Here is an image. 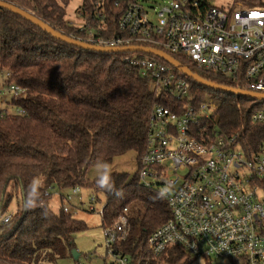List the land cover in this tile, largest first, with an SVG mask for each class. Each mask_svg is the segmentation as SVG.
<instances>
[{
    "label": "trees",
    "instance_id": "obj_1",
    "mask_svg": "<svg viewBox=\"0 0 264 264\" xmlns=\"http://www.w3.org/2000/svg\"><path fill=\"white\" fill-rule=\"evenodd\" d=\"M36 16L56 31L88 41L89 30L68 21L73 0H2ZM95 0H82L83 15L95 38L120 36L115 11L106 20L95 18ZM131 54H108L65 44L37 26L0 9V74L5 84L25 90L12 97L0 114V218L16 202L9 224L0 230V264H55L72 256L78 236L88 230L73 213H55L51 194L59 190L91 191L102 196V228H112L125 216V239L116 251L133 264H183L191 260L180 248H169L155 257L146 253L149 237L171 219L168 205L158 191L140 182V159L146 152L152 111L159 105L173 109L153 93L140 69L126 63ZM145 58L147 55H140ZM169 65L160 58L149 56ZM174 58L193 73L221 86L239 89L227 77L207 73L180 56ZM178 74V70H175ZM198 106L215 99L218 110L196 131L218 129L238 135L247 155L264 143V126L253 122L263 102L210 90L185 77ZM175 109V108H174ZM23 114H17V112ZM200 138V136H197ZM128 153L136 156L138 171L111 173L114 192L89 179L95 167L112 165ZM127 210V211H125Z\"/></svg>",
    "mask_w": 264,
    "mask_h": 264
},
{
    "label": "built area",
    "instance_id": "obj_2",
    "mask_svg": "<svg viewBox=\"0 0 264 264\" xmlns=\"http://www.w3.org/2000/svg\"><path fill=\"white\" fill-rule=\"evenodd\" d=\"M95 1V18L104 21L109 11L117 13L120 36L97 39L83 22L79 27L90 34L84 42L160 50L207 73L223 75L240 90L264 95V0H234L229 7L212 5L210 0ZM128 54L132 56L126 63L139 68L153 93L173 107L159 105L152 111L146 152L140 159L142 186L158 191L171 214L169 222L149 237L146 253L159 257L169 248H180L191 259L207 256L216 262L264 264V143L247 155L238 135L218 129H204L198 135L197 129L218 110L216 100L195 106L185 75L140 56L152 55ZM24 93L16 85L0 88V96ZM253 122L264 126V108L254 113ZM80 192L73 190L75 196ZM74 199L64 197L66 213H71ZM80 203L84 205L81 197ZM89 209L95 212L93 206ZM11 219L12 215L0 218V230ZM128 226L123 216L104 230L112 264H133L116 251Z\"/></svg>",
    "mask_w": 264,
    "mask_h": 264
},
{
    "label": "rangeland",
    "instance_id": "obj_3",
    "mask_svg": "<svg viewBox=\"0 0 264 264\" xmlns=\"http://www.w3.org/2000/svg\"><path fill=\"white\" fill-rule=\"evenodd\" d=\"M151 2H157L160 0H149ZM234 0H210L212 5L221 6H232ZM82 6V0H73L68 8L71 14L68 21L75 26H80L83 22L78 19L80 8ZM146 59H150L149 56H145ZM6 75L0 74V88L5 86ZM13 96H0V111L4 110L9 100ZM264 108V103L261 105ZM139 165L136 160V156L133 153H128L116 159L114 164L108 165L107 169L105 166H98L92 168L88 172L89 179H97L105 172L109 173H127L133 176L138 171ZM52 197L49 201L51 209L55 213H61L64 209V197L66 195L74 196L75 199L72 202L70 212L75 215L79 220L85 221L88 225V230L81 233L76 240V250L81 255L78 262L73 256H68L66 259L60 260L55 264H112L113 258L109 254L106 247V239L104 229L102 228V216L101 212L106 204V199L102 196L99 197L100 201L92 202L95 198L91 195V191L81 189L80 195L75 196L73 190L68 192H60L59 190L51 191ZM80 197L84 201V205L80 203ZM93 206L95 212H91L89 207ZM17 205L13 202L11 205L8 215H12L16 212ZM70 213V214H71ZM183 264H234L230 261H214L207 256L200 258H192Z\"/></svg>",
    "mask_w": 264,
    "mask_h": 264
},
{
    "label": "water",
    "instance_id": "obj_4",
    "mask_svg": "<svg viewBox=\"0 0 264 264\" xmlns=\"http://www.w3.org/2000/svg\"><path fill=\"white\" fill-rule=\"evenodd\" d=\"M0 9L7 10L17 16H20L21 18L25 19L26 21L40 28L42 31L48 33L55 39L65 44L80 48L82 50L93 51L97 53H108V54L145 53V54L152 55L154 57L162 59L163 61H165L166 63H168L175 69H177L180 73H182L189 79L194 80L198 84L210 90L218 91V92L225 93V94H230V95H233L239 98H249V99L257 100L260 102H264V95L255 94V93L243 91L240 89L221 86L216 83L205 80L200 75L193 73V71L189 67L182 65L175 58L166 54L163 51L150 49V48H144V47L106 48V47L91 45L87 42L73 39L69 36H66L56 31L55 29H53L51 26H49L48 24H46L45 22H43L36 16L17 7L14 4H10V3L0 0ZM72 256L77 262L79 258L81 257V255L77 252V250L72 251Z\"/></svg>",
    "mask_w": 264,
    "mask_h": 264
},
{
    "label": "clouds",
    "instance_id": "obj_5",
    "mask_svg": "<svg viewBox=\"0 0 264 264\" xmlns=\"http://www.w3.org/2000/svg\"><path fill=\"white\" fill-rule=\"evenodd\" d=\"M108 165L105 164V168L107 169ZM97 186L101 189H106L109 192H114L117 196H119L121 193L119 190L115 188V184L111 179V175L109 171H105L99 178V181L97 183Z\"/></svg>",
    "mask_w": 264,
    "mask_h": 264
}]
</instances>
